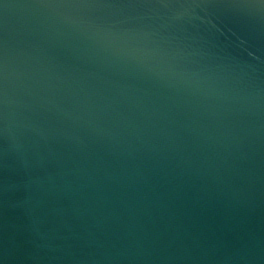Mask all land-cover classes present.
Here are the masks:
<instances>
[{
  "label": "water",
  "instance_id": "water-1",
  "mask_svg": "<svg viewBox=\"0 0 264 264\" xmlns=\"http://www.w3.org/2000/svg\"><path fill=\"white\" fill-rule=\"evenodd\" d=\"M0 264H264V0H0Z\"/></svg>",
  "mask_w": 264,
  "mask_h": 264
}]
</instances>
